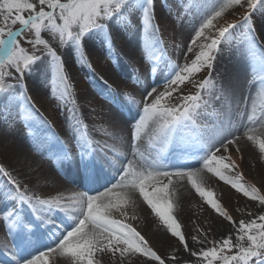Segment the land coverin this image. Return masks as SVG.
<instances>
[{"label": "rangeland", "instance_id": "obj_1", "mask_svg": "<svg viewBox=\"0 0 264 264\" xmlns=\"http://www.w3.org/2000/svg\"><path fill=\"white\" fill-rule=\"evenodd\" d=\"M205 2L0 0V93L7 85L15 86L19 93L29 88L28 71L42 61L46 80L41 86L40 114L53 124L61 119L79 133L85 132L81 144L68 149L72 155L88 158L94 150L88 137L92 139L90 135L99 129L106 108L129 107L122 85L113 88L104 81L106 71L119 63L127 72L123 88L139 86L136 94L142 98L150 84L165 87L152 99L166 107L178 106V116L184 120L179 133L191 138L202 136L207 122L204 103L208 100V91L203 89L220 59L243 41L264 45L260 0H237L234 14H228L210 33H205L207 24L193 25L197 8ZM232 18L234 21H229ZM192 28L194 36L189 35ZM144 31L153 35L155 45L136 53L132 60L122 58L120 50L128 37ZM87 44L94 46L93 51L78 53L77 62L69 65L65 50L77 52ZM92 83L99 85L100 92L93 101L83 102ZM78 102L82 107L77 106ZM47 120L41 121L46 125ZM134 121L132 118L131 123ZM30 124L26 116L0 120V182L11 186V196L20 203L27 200L12 185L14 178L21 183L34 178L29 180L16 168V145L19 137L30 130ZM47 134L53 136L54 132L49 129ZM250 147L258 155L264 154L258 143ZM223 156L228 168L221 171L220 179L230 190L226 198L208 196L169 220L155 217L148 228L135 226L129 234L111 232L103 246L80 259V264H145V260L158 264H264V162L250 159L247 174L229 162L225 151ZM212 165L213 170L220 168L217 163ZM230 175L231 179H227ZM245 199L256 203V208L243 204ZM28 202L26 206L34 204ZM5 211L0 213V225L10 224L6 216L16 212ZM142 228L145 232H163L151 242Z\"/></svg>", "mask_w": 264, "mask_h": 264}, {"label": "bare ground", "instance_id": "obj_2", "mask_svg": "<svg viewBox=\"0 0 264 264\" xmlns=\"http://www.w3.org/2000/svg\"><path fill=\"white\" fill-rule=\"evenodd\" d=\"M236 1L206 0V4L197 8L194 27L207 24L205 33L212 32L218 22L234 14ZM259 9L263 13L260 31L264 39V0H260ZM194 29L190 36H194ZM251 44L243 41L220 59L212 79L203 89L208 91V100L204 103L206 126L202 136L193 138L178 132L184 120L178 116L177 105L166 107L152 99L165 87L150 85L146 92L149 96L144 94L138 98L139 86L123 88L126 69L114 63L106 71L104 81L113 88L122 85L129 107L106 108L99 129L93 132L94 136L90 135L95 146L92 159L100 163L93 168L75 156L63 158L57 154L69 145H78L86 133H79L61 119L53 124L45 114H40L41 86L46 80L42 61L29 69V88L25 87L22 93L16 92L15 86L7 85L0 93V120L11 116L29 117L30 130L17 141L15 166L29 180L34 178L28 183L14 178L12 185L20 189L27 201L45 208L57 217L59 225L67 228L49 242L34 246L30 231L24 227L28 209L20 207L17 213L22 218L18 217L17 227L0 225V245L14 252L7 263L80 264V259L103 246L111 232L129 234L135 226L148 228L155 217L169 220L182 210L204 202L208 196L226 198L230 190L220 179L221 171L228 168L224 151L241 173L248 174L250 159L264 162V154L258 155L250 147L258 143L264 151V45ZM153 45L154 37L149 31L130 35L121 47L120 56L132 60L136 53ZM92 46L79 47V52L66 49V62L69 65L77 62L76 57L84 55L86 50L93 51ZM139 79L143 80V74ZM99 92V85L93 84L82 101H93ZM80 103H76L79 108ZM43 119L48 121L46 125ZM49 129L53 130V136H45ZM50 152L55 157L48 159ZM212 163L220 168L213 170ZM11 190L10 185L0 182V213L12 210L15 197L11 196ZM243 204L256 208V203L248 199ZM40 217H43L42 210ZM162 232L146 231L145 234L153 242ZM17 236L21 238L16 246ZM145 264L158 262L145 260Z\"/></svg>", "mask_w": 264, "mask_h": 264}]
</instances>
